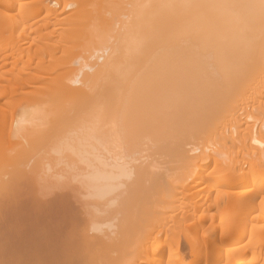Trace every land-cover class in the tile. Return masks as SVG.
I'll return each instance as SVG.
<instances>
[{
  "label": "bare ground",
  "instance_id": "6f19581e",
  "mask_svg": "<svg viewBox=\"0 0 264 264\" xmlns=\"http://www.w3.org/2000/svg\"><path fill=\"white\" fill-rule=\"evenodd\" d=\"M0 264H264V0H0Z\"/></svg>",
  "mask_w": 264,
  "mask_h": 264
}]
</instances>
